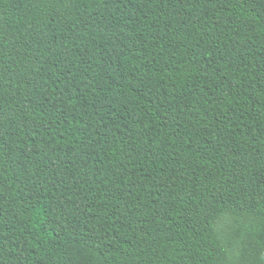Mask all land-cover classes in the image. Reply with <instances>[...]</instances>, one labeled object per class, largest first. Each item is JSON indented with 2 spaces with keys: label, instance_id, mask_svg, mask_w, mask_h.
I'll list each match as a JSON object with an SVG mask.
<instances>
[{
  "label": "trees",
  "instance_id": "obj_1",
  "mask_svg": "<svg viewBox=\"0 0 264 264\" xmlns=\"http://www.w3.org/2000/svg\"><path fill=\"white\" fill-rule=\"evenodd\" d=\"M0 264H264V0H0Z\"/></svg>",
  "mask_w": 264,
  "mask_h": 264
}]
</instances>
